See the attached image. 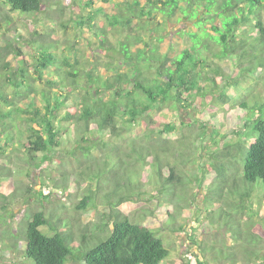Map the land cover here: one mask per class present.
Returning a JSON list of instances; mask_svg holds the SVG:
<instances>
[{"label": "trees", "instance_id": "1", "mask_svg": "<svg viewBox=\"0 0 264 264\" xmlns=\"http://www.w3.org/2000/svg\"><path fill=\"white\" fill-rule=\"evenodd\" d=\"M4 1L11 14L34 17L48 12V0ZM110 2L72 0L69 21L82 36L94 32L99 47L120 55L128 71L117 69L110 76L85 73L70 57L61 58L56 45L44 36L43 41H32L37 56L32 64L24 58L23 49L8 45L18 62L5 63L7 72L1 75L5 80H0V162L16 150L10 146L16 142L11 131L22 132L27 127L21 158L25 159L26 175L31 177L37 171L43 177L44 165L54 162L60 173L56 180L45 176L50 183L42 182L39 191L27 187L20 196L17 186H0L4 202L11 206L12 199L15 204L26 203L18 227L24 238L16 236L14 247H22L30 264L82 260L85 264H163L171 252L160 232L185 231L186 225L179 220L194 206L188 189L197 182L199 172L211 179L203 209L214 208L199 211L218 232L219 242L200 246L199 256L194 251L188 255L195 256L196 264H264V199L255 198L261 192L256 191L257 182L264 191V99L248 96L233 102L236 92L230 91H222L216 98L217 77L225 74L221 65L210 61L213 55L219 60L231 59L235 65L247 63L242 72L264 66V0H218L215 5L209 0H122L118 8ZM83 7L88 12L80 14ZM99 13L110 25L124 30L117 47L102 28L91 25ZM6 19L15 20L11 15ZM185 21L193 30L176 33L187 37L191 46L174 50L163 35H171V24ZM140 29L150 40L135 34ZM202 32L211 38L202 39ZM40 33L45 32L36 31ZM165 40L169 48L161 52L153 42L163 44ZM204 69L211 71L204 75ZM206 83H212L211 93L206 92ZM77 88L84 93L75 97ZM169 104L173 109H202L195 142L188 144L185 139L183 144L180 140L182 150H172L171 140L165 138L176 126L161 122L158 115ZM137 126L145 129L141 137L133 134ZM72 127L73 146L64 147L63 136ZM201 149L209 151L207 161L200 170L190 172L187 164L194 163L191 159H197ZM170 154L178 158L176 162L168 159ZM10 166L0 164L2 181L16 175ZM81 183L86 185L73 207L79 219L73 221L56 208L43 204L34 208L28 196L43 197L42 188L79 190ZM97 198L105 209L97 212L94 223H83V212ZM134 198L144 202L139 212L128 206L136 204ZM42 227L52 236L42 232ZM83 227L84 231H77ZM9 248L13 247H4Z\"/></svg>", "mask_w": 264, "mask_h": 264}, {"label": "rangeland", "instance_id": "2", "mask_svg": "<svg viewBox=\"0 0 264 264\" xmlns=\"http://www.w3.org/2000/svg\"><path fill=\"white\" fill-rule=\"evenodd\" d=\"M97 1L98 3L101 2V0ZM110 1L112 7L118 8V6L120 7L123 5L122 0ZM209 2L211 5H215L218 0H209ZM71 3L72 0H48L46 3L48 12L45 15L38 14L34 17H24L18 15V13L11 14L9 5L5 3L4 0H0V80H5V76H1L2 74H5L7 72V70H4L6 69L5 63L11 62L13 64L14 61L18 62V60L13 57V53L8 48V45L10 43L23 49L25 55L24 58L28 61L29 64H32L35 62L37 57L33 55L32 46L34 45V43L32 41L38 40L40 42L43 41L44 38H46L45 40L48 43H53L56 45L57 53L59 56H61V58H63V56L70 57L71 63L77 69L84 71L85 73L88 71H95L94 74L110 76L117 69L128 71V69L124 68L122 62L123 59H121L120 55H117L113 52L107 53L104 49L99 47L100 43L94 32H87L86 36H82L77 29H74V25L69 21V13L71 11L68 7L72 6ZM83 8L84 9L80 11V14L88 12L85 7ZM60 9H64V12H61ZM6 15H11L13 18H15V20H7ZM86 16H88V14ZM211 20L213 19H210L208 22L211 23ZM91 25L95 26L96 28H102L103 31L101 32L106 33V36L108 37L111 44L114 47H117L119 39H121L123 36V29L110 25L108 21H106L105 15L102 13L98 14ZM92 29L94 30V28ZM182 29H189V31L193 30L192 25L188 21H185L184 23H180V25L171 24L170 28L168 29V32H170L171 35H163L164 37H166L165 39H167L168 44L172 45L174 50H183L184 48L191 46L190 41H188L187 37L177 35L176 32H180ZM36 31L45 33H40L41 35H37ZM136 31L137 32L135 34H141L143 37L150 40V37L146 35L143 30L140 29ZM51 34H54L55 37L52 38ZM152 35L155 37L160 36L156 33H152ZM200 35H202V39L211 38L210 35L205 32H202ZM42 36H44V38ZM213 42H215V40ZM153 43L154 45L159 47L161 52H164L165 50L167 51L169 48L166 40L163 44H160L156 41H154ZM132 50L135 51L136 49L132 48ZM1 51H3V54L1 53ZM210 61H212V63L215 62L217 65H221L223 70L222 73L225 74V76L223 77H217V83L220 84V86L217 87L216 90L214 89L216 92V98L219 97L222 91H230L231 93L236 92L235 100L233 101V99H231L233 102L242 101L248 96L251 99L253 97L264 99V66L258 67L257 71L245 70V72H242L241 69L244 66H248L247 63L235 65V62L231 59L219 60L213 55L212 60ZM208 71L210 72L211 70L204 69V75ZM30 73L31 75L34 74L32 70ZM211 75H213V73L210 74V76ZM84 80L86 81V78H84ZM86 84L87 82L82 83L81 85L85 86ZM206 85L208 86L206 92L211 93V90L213 89V86H211L212 83H206ZM77 89L78 91H75L76 93L73 95L75 97L80 96L84 93V90H81L80 88ZM201 114L202 109L200 107L189 109H173L169 104L162 108V110L158 114L162 119L161 122H173V124L177 128V130L173 134L168 135L167 137L165 136V138L171 140L172 150L175 151L176 147H180L179 149L182 150L183 146H179L181 143L184 144V142H188L189 144L190 141L195 142L194 136L200 130L199 120L201 119ZM184 125L187 127H185ZM134 130L135 131L133 132V134L135 135V137H141L145 132V129L142 126H137V128H135ZM11 134L16 138V142L14 144L11 142L10 146H15L16 150L12 153H9V158H4L2 162H0V164H9V166L11 165L10 167L15 171L16 175L3 181L0 178V186H9L10 188L12 185L17 186L19 188L17 193L18 196H20L24 193V191H26L27 187H32L34 190L39 191L42 187V182H45L47 184L50 183V181L47 180L45 176H50V179L54 178L55 180L59 178L60 173L57 171V162L47 163V165H44L43 168L45 170V176L43 177H40L37 171L33 172V174H31V177L27 176V166L24 163L25 159L21 158L24 157L25 150L22 143L25 142L27 136L29 135V130L27 127H25L22 132L15 129L11 131ZM105 138L109 139L110 137L106 136ZM185 139L186 141H184ZM180 140L181 143L179 144ZM73 142L74 130L72 127L70 132L65 133L63 136L64 147L73 146ZM208 143L209 141L206 139V141H204V144L207 145ZM58 150L56 151L58 152L56 153L57 155L60 153ZM207 152L209 153L208 150H206L205 152L204 149H201L196 153L198 158L191 159L194 163H192V165L187 164L188 170L190 172L197 169L200 170L203 164L207 161V157L209 155ZM6 154L8 155V152ZM11 155L12 159L10 157ZM53 155L54 154H52V156ZM173 157L174 155L170 154L168 156V159L176 162L178 158ZM196 162L199 163L195 165ZM198 177L199 178L197 182L191 185V187L188 189L189 196L193 201L194 206L188 207V211H184L183 219L179 220L181 221V223L183 222L186 225L185 231L180 233H173L162 230L160 232L171 252L170 259L163 264H192L190 260H187L188 257H186L189 253H191V251H194L196 255L199 256V253L201 252L200 246H204V244L205 247H208L210 245H218L216 244L217 242H219L218 232L215 228H213V226H211L210 221L207 220L206 214H200L199 211L204 210V194L206 191V186L209 185L211 179L208 177V175H201L199 172ZM201 178L203 179L202 181ZM42 179H44L45 181ZM80 185H82V183ZM84 186L82 185V187H79V190H73L69 188V186L65 191H53L50 188H42L43 197H35L34 193L28 194V196H30V201L33 204L32 206L34 208H40L42 204L47 208H56V210H58L65 219L67 218V220L73 221L79 219L77 218V214H75V212L73 211V207L80 200ZM255 187L257 189L256 191L264 192L261 188L260 182H257L255 184ZM22 190L24 191L22 192ZM69 192L71 194V197L68 196ZM261 192L255 193L256 199H264V193ZM11 197L12 196H9V198ZM99 199L100 198H97L96 201L93 199V207L89 208L88 211L83 212V215L81 217V221H83V223H94V221L96 220L97 212L100 214L105 209V206L99 203ZM15 202L16 200L12 199L13 205L11 206L9 203L4 202V200L0 196V264H30L24 256L22 247H14L16 239L18 240L21 236L22 238H24L23 234L21 232L19 233L18 227L19 221L21 220L26 210L25 201H22V204H15ZM134 202L136 203L135 205L128 206L132 207V211L139 212L140 209H138V207L140 208L141 206H143L144 202L139 201V199L137 198L134 200ZM255 204L257 205L258 203L255 202ZM184 205L186 206V203H184ZM4 207L6 209H4ZM213 210L214 208H206L203 213L212 212ZM13 213H15V217L12 218L10 217V215ZM58 217L59 216H57V218ZM135 217L137 218V216ZM40 230L48 236H52L50 230H48L47 228L42 227ZM84 230L85 229L83 227L78 229L77 231L82 232ZM88 231L92 233L94 232V230L91 229ZM221 231L222 233H226V229H221ZM11 233L12 235H10ZM78 236L79 234H77V237ZM14 237L16 238L14 239ZM2 238L5 240V242L2 241ZM8 246L13 248H9V250L4 249V247ZM76 253H78L79 256L82 255L80 251H76ZM69 264L85 263L82 260L81 262L70 261Z\"/></svg>", "mask_w": 264, "mask_h": 264}, {"label": "built area", "instance_id": "3", "mask_svg": "<svg viewBox=\"0 0 264 264\" xmlns=\"http://www.w3.org/2000/svg\"><path fill=\"white\" fill-rule=\"evenodd\" d=\"M188 258H189V260H190V262L193 264V263H196V258H195V256H193V255H188Z\"/></svg>", "mask_w": 264, "mask_h": 264}, {"label": "bare ground", "instance_id": "4", "mask_svg": "<svg viewBox=\"0 0 264 264\" xmlns=\"http://www.w3.org/2000/svg\"><path fill=\"white\" fill-rule=\"evenodd\" d=\"M119 7V6H118ZM132 7V6H131ZM221 67V66H220ZM216 71V70H215Z\"/></svg>", "mask_w": 264, "mask_h": 264}]
</instances>
